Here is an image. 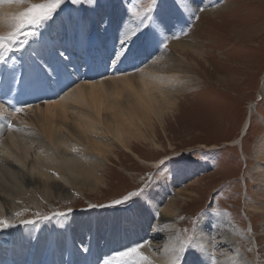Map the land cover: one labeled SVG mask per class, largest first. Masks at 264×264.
I'll return each instance as SVG.
<instances>
[{"label": "bare ground", "instance_id": "1", "mask_svg": "<svg viewBox=\"0 0 264 264\" xmlns=\"http://www.w3.org/2000/svg\"><path fill=\"white\" fill-rule=\"evenodd\" d=\"M40 1L31 0L27 3ZM96 5V2L85 4V7L75 5L72 13L69 15L64 12L55 25L47 27L46 30L40 28L39 30L43 32L41 37H37L40 43L32 45L38 60L32 54L31 58L34 61L21 60L24 65L19 64L17 67L14 60H8L6 65H0V75H7L10 85L13 84L12 78L17 76L19 67L28 73V86L32 85V89L24 92L19 99L0 97V102L9 99L15 105L16 101L22 104L26 99L27 104L32 105L30 113L24 111L12 117L13 128L7 126V121L0 120V218L10 219L12 214L23 212L22 217L16 218L17 221L28 219L29 214L25 212L30 206L35 209L32 216H36L37 211L42 210L44 202L52 205V200L71 198L72 189L91 193L104 187L105 183L99 176L98 169H103L109 162L108 154L113 153L111 149L113 144L120 145L129 153H133L135 148V142L132 140L138 142L149 140L151 144L157 146L153 141L154 122L162 126L169 115L177 113L179 105L176 99L181 93L180 88L185 85L192 87L194 83L193 75L185 69L180 57L161 55L162 59L146 62L143 55L148 53L137 52L134 49L133 54L126 59L120 56L113 59V53L121 50L118 29L121 23L119 15L123 18L122 6L120 4L114 6L112 0H107L104 10L108 14L105 16L103 36L98 33L99 20L96 17L99 9ZM27 7L25 3L0 0V34H5L9 30L11 16ZM172 9L170 6L163 13L172 18V14L175 13ZM86 11L91 15V19L83 15L82 19L80 18L81 14L87 13ZM212 13L210 12V15ZM134 26L133 20L129 27ZM176 28L178 29V26ZM89 30H92L91 37L88 36ZM238 32L235 36L241 37ZM171 47L179 48L184 54L193 51L185 45L173 44ZM72 52L81 54V60L86 58L88 62L85 67L79 69L77 78L80 79L76 84L72 85L69 91L66 90L64 95L53 94L49 98L40 91L37 95L33 88L39 89L38 84L42 77L52 79L56 69L64 70L69 66L67 60L71 62L70 66L78 67L77 59L73 57ZM204 54L206 56V52H203V60ZM197 55L202 60L198 53ZM194 65L200 71L203 66L206 68L204 62ZM99 72L106 73L105 77L100 79L97 75ZM181 90L184 91V88ZM178 92L180 93L177 94ZM38 104H44V107ZM4 114L3 109H0V115ZM175 116L174 119L177 121ZM261 144V147L264 146V140ZM258 154L264 159L263 151H259ZM163 161L164 158L157 165H162ZM262 177L264 178V174ZM166 181L167 183L162 181L150 188L148 211L144 215H139V219L123 208L122 204L118 205L120 207L118 209L115 207L119 210L115 216L113 212L104 214L103 210L101 215H98L101 211L99 207L90 208L89 215L81 214L79 218V215L74 216L72 221L68 222L71 225H68V228H72L71 237L76 239L79 246L81 245L80 248L84 245L88 248L93 241L90 236L93 232L94 243L103 241L104 245H108L110 239L114 243L120 239L122 233L130 229L132 240L141 234L147 242L139 249L140 252L151 256L160 264H172L173 256L175 257V254L171 257L172 248L176 242L175 237L170 236L171 231L167 226L179 211V201L183 199L180 196L181 191H176L174 195L170 194L169 180ZM154 203L159 210L153 207ZM65 220V217H58L51 221H38L35 225L20 224L14 228L1 230L0 264H46L47 257L49 258L47 264H63L65 258L53 247L44 251L33 248L27 242L24 244L23 241L30 231L37 232L42 226L44 229L50 227L51 230L55 227L63 228L62 225H66ZM150 220L156 224V226L153 224V234H147L142 230ZM213 222L216 227L212 237H205L203 240L212 238L216 245L222 244L225 248L236 250L234 245L229 244L232 241L231 237L237 236V233L229 225L228 219L220 215L214 217ZM103 225L106 226L104 231L109 234V237L104 239L99 232ZM262 231L264 232V223ZM154 233L168 237L163 246L160 247L163 244L159 242L160 235L155 236ZM159 247L160 253L156 252ZM197 247L200 248L198 245ZM29 248L34 251L31 260L23 254L30 253ZM112 259L118 264H135L133 259L118 254ZM203 259L201 257L202 261ZM231 259L236 262L239 260L237 255L231 256Z\"/></svg>", "mask_w": 264, "mask_h": 264}, {"label": "rangeland", "instance_id": "2", "mask_svg": "<svg viewBox=\"0 0 264 264\" xmlns=\"http://www.w3.org/2000/svg\"><path fill=\"white\" fill-rule=\"evenodd\" d=\"M30 1L25 0L26 7L32 4L27 3ZM95 2L99 9L96 19L102 25L108 14L104 10L107 0ZM112 3L114 6L120 4L123 18L128 16L129 19L131 15L127 8L132 4L141 12L151 6V0H112ZM179 3L180 0H159V10L163 13L171 6L175 12L172 19L178 22L173 33L168 34L167 48H160L150 59H162L161 55L180 57L185 69L193 75L192 87L182 86V94L177 93H180L176 99L179 111L174 114L177 121L174 115H169L162 126L154 122L153 141L157 146L149 140H132L135 148L129 153L114 143L111 147L113 153L108 154L109 162L103 169H98L106 186L91 193L72 189V197L68 200H52L54 208L44 202L42 210L37 212L40 216H51L54 212L71 209L65 217L71 222L74 216L89 215L94 206L101 210L98 215L103 210L104 214L113 212L115 216L120 208L118 205L122 204L139 219V215L148 211L150 195L120 204L114 201H123L130 192L146 185H150L146 188L149 192L153 185L162 181L167 183L168 179L170 194L181 191L183 199L179 201V211L167 226L176 242L172 248L171 257L175 254L172 264H179L178 256H184V264H201V257L205 264H264V159L258 154L264 152V146H260L264 140V0H203L205 10L198 11L199 19H192L188 12L184 13L187 25L177 11ZM74 8L75 5L65 4L55 23L64 12L70 15ZM82 15L92 18L88 12L81 14V19ZM236 32L241 37L235 36ZM173 34L179 38H171ZM173 44L185 45L193 51L184 54L179 48H172ZM203 52H206L204 60ZM193 62H204L206 68L203 66L200 71ZM38 105L44 107V104ZM29 109L25 111L30 113ZM163 158L164 163L158 166ZM153 207L158 209L155 203ZM206 210L213 213V218L222 215L228 219L237 233L229 244L237 251L222 244L216 245L212 238L204 241L205 237L198 236L199 218ZM25 213L29 214L28 219L37 218L32 216L35 213L32 206ZM193 221H197V225ZM13 223L20 225L17 219ZM153 224L150 220L142 230L153 234ZM105 229L103 225L99 231L103 238L109 237ZM154 235H160L159 242L163 243L160 247L168 238L163 234ZM190 236L197 237L194 245L186 253H180L181 241ZM160 250L156 252L160 253ZM235 255L239 259L237 262L231 259ZM145 256L153 264H160L151 256Z\"/></svg>", "mask_w": 264, "mask_h": 264}, {"label": "snow or ice", "instance_id": "3", "mask_svg": "<svg viewBox=\"0 0 264 264\" xmlns=\"http://www.w3.org/2000/svg\"><path fill=\"white\" fill-rule=\"evenodd\" d=\"M10 3L23 4L25 0H9ZM130 2V0H129ZM95 0H41L39 3H32L27 8L17 13H14L8 23V31L5 34H0V65H6L10 57L15 56L16 59H22L24 55L30 54L33 44H39L40 40L37 37H41L43 32L39 29L50 27L52 23H55V19L59 16L60 12L64 11L65 4L79 5L83 7L85 4H94ZM159 0H151V6L145 11L141 12L137 10V7L132 4L127 8V12L130 13L131 19L126 16L120 23L118 29V41L120 44V51L113 53V59L116 56H120L122 59L128 58L130 54H133L135 49L137 52L148 53V60L152 55L160 48H167L168 34L173 33V29L178 21H174L166 13H162L158 7ZM180 5H177V11L180 13V19L183 20L185 25L188 24V20L184 19V13L188 12L190 18L199 19L198 11H204L203 0H180ZM193 5L195 7H193ZM135 21L134 27L129 25ZM182 34H187L183 32ZM171 38H179L176 35H172ZM19 53L20 55H16ZM63 56V53H61ZM147 62V61H146ZM19 104V102H17ZM5 105L7 107L5 108ZM32 107L31 104L26 102L22 105L16 106L9 99H5L0 102V109H3L4 115H0V120L7 121V126L13 128L12 117L16 114H22L25 108ZM10 110V111H9ZM18 130V129H14ZM76 151V149H73ZM150 185H146L144 188L138 191H132L123 198V201H114L115 204H120L137 197L147 198L149 192L146 188ZM211 207V206H210ZM71 209L67 212L58 211L54 212L51 216H40L36 213V219H20L19 223L24 225H35L38 220L51 221L57 217H67ZM157 216L159 213L156 214ZM23 212H16L9 218H0V229H6L14 227L13 220L22 217ZM183 219V218H182ZM201 223L198 224L200 238L211 237L212 232L215 231V223L213 222V213L211 211H205L199 218ZM194 225H197V221H193ZM205 227L207 230H205ZM187 231V229H185ZM197 237L190 236L186 241H181L179 248L180 253H186V251L194 245ZM147 242H141L137 246L130 247L128 250H122L118 252L121 257H127L133 259L135 264H153V262L145 255L139 252V249ZM135 254V255H134ZM179 264H184V256H178ZM100 264H110L107 259H102ZM176 264V262H174ZM201 264L203 261L201 260Z\"/></svg>", "mask_w": 264, "mask_h": 264}]
</instances>
